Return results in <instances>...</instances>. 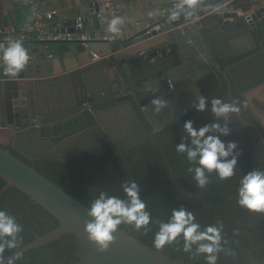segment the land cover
<instances>
[{"label":"water","instance_id":"1","mask_svg":"<svg viewBox=\"0 0 264 264\" xmlns=\"http://www.w3.org/2000/svg\"><path fill=\"white\" fill-rule=\"evenodd\" d=\"M190 11L174 20L165 17L119 42L93 39L106 29L96 7L86 13L82 29H77V18L61 30L54 27L86 40L24 42L31 46L29 61L16 75L4 71L0 51V178L59 222L14 252L12 262L72 234L82 264H190L132 237L127 232L131 224L118 228L109 248L100 251L85 231L93 220L89 208L12 154L67 161L108 142L131 152L154 136L137 111L160 132L194 106L187 102L189 95L181 96L187 85L214 80L215 88L201 95L206 98L220 87L217 74L238 86L246 82L248 71L264 74V0H198L191 16ZM155 99L168 101L161 117L154 110ZM259 133L264 135L262 122ZM247 263L264 261L255 260L250 251Z\"/></svg>","mask_w":264,"mask_h":264},{"label":"trees","instance_id":"2","mask_svg":"<svg viewBox=\"0 0 264 264\" xmlns=\"http://www.w3.org/2000/svg\"><path fill=\"white\" fill-rule=\"evenodd\" d=\"M225 97V92L218 96L220 99ZM199 113L195 110L186 120L171 124L160 131V134L153 136L151 141L131 152L108 142L67 161H35L15 151L12 154L88 208L101 192L126 198L123 184L135 181L140 189V197L146 204V211L151 214V222L147 229L137 230L134 225L129 226L127 232L132 237L156 250L153 240L160 223L169 222L173 210L183 208L195 216V223L200 225V231H205L209 226L219 229L221 241L220 251L215 253L216 264H243L245 253L235 256L233 251L240 249L242 245L248 246L246 232L255 237L254 231L263 228L264 215L251 212L238 204L240 180L252 171H264V152L258 150V155L254 154L249 146L250 141L244 139V146H237L234 153L238 159L235 175L222 180L217 172L209 173L206 170L208 183L203 188L199 187L194 171L199 166L198 158L197 161H189L186 152L176 150L180 143L194 147L183 124L191 120L194 127L199 129L219 123L221 127L229 129V134H209L218 135L226 145L239 141L237 135L248 131L235 122L232 113L219 118L211 110L205 115ZM227 159L231 160L232 157ZM7 185L0 178V210L14 216L22 226L18 247L4 253L9 258L17 250L33 242L36 235L44 236L56 229L59 222L20 190ZM127 226L128 224H122L119 228ZM204 243L209 241L192 243L190 250L184 251L185 241L181 234L175 242L159 251H163L171 259L190 264H207V254L197 251L199 245ZM13 264H82L81 249L76 237L66 234L45 247L28 252Z\"/></svg>","mask_w":264,"mask_h":264},{"label":"clouds","instance_id":"3","mask_svg":"<svg viewBox=\"0 0 264 264\" xmlns=\"http://www.w3.org/2000/svg\"><path fill=\"white\" fill-rule=\"evenodd\" d=\"M186 5V7H185ZM180 10L185 8L191 10L188 15H193L198 7V0H182L177 5ZM177 13H173L170 19H176ZM121 18H113L108 24V31L118 33V25L122 24ZM2 59L5 64L4 71L10 75L22 72L29 61V54L23 42L10 40L8 46L3 49ZM156 113L167 107L168 101L155 99L152 101ZM208 101L204 96H199L198 103L194 108L198 112L205 111ZM211 111L217 117H227L229 113H238L240 108L232 103H226L220 98L211 101ZM187 136L191 138L189 147L185 143L177 145L176 150L180 153H187L189 161H197L199 166L194 169L195 180L199 187L203 188L208 183L207 172H217L222 180L229 179L235 175V168L238 163L234 154L237 144L229 142L227 145L218 135L209 133H220L228 135L229 129L221 127L219 123L209 126L194 127L193 121L189 120L183 124ZM232 157L228 160V157ZM192 171V169H189ZM123 192L126 198L109 196L101 192L89 207V215L93 220L86 224L85 231L90 241L94 242L100 251H106L114 241V235L122 224H131L137 230L147 229L151 222V214L146 211V204L140 197V189L135 181H128L123 184ZM238 204L251 212L264 213V171H252L240 180ZM22 232V226L16 218L6 211L0 210V264H13L12 259L5 257L6 250L18 247V236ZM181 234L184 237V251L190 250L192 243L209 241L200 244L198 253L207 254V264H216L215 253L220 251V231L216 227L209 226L205 231H200V225L195 223V216L181 208L173 210L171 218L167 223H160L159 231L154 235V248L159 251L166 245L172 244Z\"/></svg>","mask_w":264,"mask_h":264},{"label":"crops","instance_id":"4","mask_svg":"<svg viewBox=\"0 0 264 264\" xmlns=\"http://www.w3.org/2000/svg\"><path fill=\"white\" fill-rule=\"evenodd\" d=\"M115 2L130 38L170 16L167 15V12L174 0H115ZM37 3L44 29L43 32H28V28L33 26L29 6L23 0H0V35L17 37L24 34L25 39L20 41L23 42L27 52L31 50V46L24 44V42L49 41L47 35L54 32L55 25H58L61 30L68 20L79 17L88 20L85 17L86 13L95 11V8L99 7L98 0H37ZM52 12H55L56 15L49 17L48 14ZM104 22L106 29L103 34L105 35L102 36L100 32L101 36L95 37V35L93 39L103 40L105 36H111L112 33L108 31L105 19ZM157 115L162 116L161 113H157Z\"/></svg>","mask_w":264,"mask_h":264},{"label":"flooded vegetation","instance_id":"5","mask_svg":"<svg viewBox=\"0 0 264 264\" xmlns=\"http://www.w3.org/2000/svg\"><path fill=\"white\" fill-rule=\"evenodd\" d=\"M233 65H235V63ZM217 77L220 81V87L215 93L206 97L208 101L207 108L205 109V111L200 112L199 115L207 114L212 107L211 101L218 98L221 92H225L226 97L225 99L222 98L221 100L227 103H232L240 108V111L238 113H232L233 118L237 124L244 126L246 130H248L245 133L237 135V140L239 138V141H236L235 143L237 144V146L242 147L244 146L243 140L247 139L248 141H250L249 146L251 147V150L252 152H254V154H257L258 150L264 152V135L259 133V124L261 122L264 124V74L256 75V73L254 74L253 72L248 71L244 76L246 77V82H242L240 86L236 85L230 77L224 79L225 77L220 74H217ZM242 78H240V81L242 80ZM201 82L198 86H192L191 84L187 85L184 92L181 93V96L185 97L186 95H189V99L187 102H190L191 104L193 103L194 105L198 103L199 96L203 94H209L215 88L214 80H212L210 84H207L208 79L203 83ZM239 87L242 88L243 91H245L244 94H242ZM194 111L195 108L193 106L186 113V115L181 117V119H176L164 126L161 132L173 123H178L186 120L187 117ZM137 114L139 115L141 122L147 129V131H149L154 136H156V134H160V132H157L140 112L137 111ZM239 153L243 154V151L239 150ZM249 228L253 230L252 226H250ZM246 234L248 238V246L246 247L242 245L240 249L233 251V254L235 256H239V253H245V257L242 261L243 264H248L247 259L248 253L250 251L252 252L253 258L255 260L264 261V224L262 229L254 231L255 237L252 236L249 232H246Z\"/></svg>","mask_w":264,"mask_h":264},{"label":"built area","instance_id":"6","mask_svg":"<svg viewBox=\"0 0 264 264\" xmlns=\"http://www.w3.org/2000/svg\"><path fill=\"white\" fill-rule=\"evenodd\" d=\"M30 9L31 16L33 19V26L28 28V32L32 31H41L43 32V24L42 20L39 16V5L37 3V0H23ZM182 2V0H174L172 5L170 6L168 10L167 15H172L173 13H177V16L184 14L187 11V8L180 10L177 5H179ZM99 4V12L98 16L104 18L107 21V25L110 23V21L113 18L119 17L122 19L120 11L117 7V4L115 0H98ZM186 7V5H185ZM56 13L52 12L48 14L49 17L55 16ZM78 25L77 29H82V22L83 18L79 17L77 19ZM123 21V20H122ZM120 31L118 33H112L110 37L105 36V39L103 40H112V41H124L129 38L127 27L124 24V21L122 24L118 25ZM25 35H19L17 37L10 36V35H0V50H3L5 47L8 46V42L10 40H24ZM47 39L49 41H72V40H86L88 39L86 36L83 35H74L69 33H60L54 30L50 35H47Z\"/></svg>","mask_w":264,"mask_h":264}]
</instances>
